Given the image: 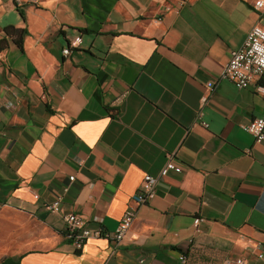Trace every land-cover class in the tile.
Listing matches in <instances>:
<instances>
[{"label": "crops", "instance_id": "0c3cea01", "mask_svg": "<svg viewBox=\"0 0 264 264\" xmlns=\"http://www.w3.org/2000/svg\"><path fill=\"white\" fill-rule=\"evenodd\" d=\"M165 5L0 0V262L264 264V141L242 131L264 118V91L210 86L264 21L243 0ZM168 156L182 173L160 178ZM145 175L159 180L137 207ZM57 198L58 214L43 208ZM131 208L119 246L65 237L63 214L112 233Z\"/></svg>", "mask_w": 264, "mask_h": 264}, {"label": "built area", "instance_id": "2783aa9c", "mask_svg": "<svg viewBox=\"0 0 264 264\" xmlns=\"http://www.w3.org/2000/svg\"><path fill=\"white\" fill-rule=\"evenodd\" d=\"M44 0H13L17 7L26 5H39ZM249 3L258 13L260 19L264 21V0H243ZM165 12L176 11L183 6L184 0H164ZM171 2H176V6L172 7ZM81 43L79 37L75 38L69 44L68 48L63 50V55H69L72 49L78 47ZM264 79V25H256L247 35L243 46L240 49L233 50L229 54L228 63L221 69L217 80L211 84L219 82H230L237 89H247L252 85H256L258 92L264 91V86L258 85V82ZM203 126H206L204 123ZM242 131L251 135L254 141L259 144L264 141V118L252 120L248 125L242 127ZM170 173L181 174L182 166L174 160L173 156H168L164 167L161 169L159 177L163 178ZM74 177H70L73 181ZM158 177L145 175L136 194L135 204L137 207L147 205L155 196ZM37 198V197H36ZM43 208L52 214H58L61 209V198H57L49 205ZM136 217L135 209H127L122 219L119 221L118 227L112 233L103 232L101 229L92 230L84 219L76 214L68 213L62 215L65 225V237L71 243L76 251H81L86 243L91 239H104L112 242L115 246H119L127 234L129 233L132 223ZM203 222L201 218L194 219V227L198 230L199 225ZM256 249V258L261 260L264 258L263 245L260 242L254 243ZM179 264H187V257L183 254L178 257ZM224 264H250L241 258L226 257Z\"/></svg>", "mask_w": 264, "mask_h": 264}, {"label": "trees", "instance_id": "16d2710c", "mask_svg": "<svg viewBox=\"0 0 264 264\" xmlns=\"http://www.w3.org/2000/svg\"><path fill=\"white\" fill-rule=\"evenodd\" d=\"M23 33V31H20V30H14V29H12L11 31H8V35L9 36H11V35H13V34H22ZM17 43L19 44V45H21V40L20 41H17ZM1 45H2V43H1ZM0 45V46H1ZM0 264H10L8 261H3V262H0Z\"/></svg>", "mask_w": 264, "mask_h": 264}]
</instances>
